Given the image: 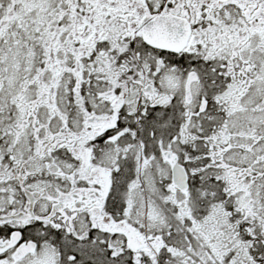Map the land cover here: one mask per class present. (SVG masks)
<instances>
[{
	"label": "snow or ice",
	"instance_id": "1",
	"mask_svg": "<svg viewBox=\"0 0 264 264\" xmlns=\"http://www.w3.org/2000/svg\"><path fill=\"white\" fill-rule=\"evenodd\" d=\"M0 264H264V0H0Z\"/></svg>",
	"mask_w": 264,
	"mask_h": 264
}]
</instances>
